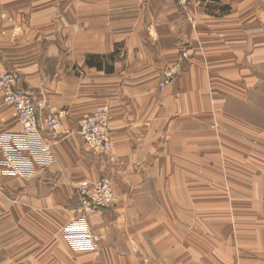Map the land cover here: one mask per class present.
Listing matches in <instances>:
<instances>
[{
    "label": "crops",
    "instance_id": "1",
    "mask_svg": "<svg viewBox=\"0 0 264 264\" xmlns=\"http://www.w3.org/2000/svg\"><path fill=\"white\" fill-rule=\"evenodd\" d=\"M0 68L40 119L64 111L50 159L0 169V264H264V0H0ZM99 104L105 156L77 133ZM20 129L0 99V135ZM103 176L115 201L89 217L98 248L74 251L76 185Z\"/></svg>",
    "mask_w": 264,
    "mask_h": 264
},
{
    "label": "built area",
    "instance_id": "2",
    "mask_svg": "<svg viewBox=\"0 0 264 264\" xmlns=\"http://www.w3.org/2000/svg\"><path fill=\"white\" fill-rule=\"evenodd\" d=\"M181 8H185L188 0H176ZM187 50L184 47L179 49L178 58L172 64L167 65L160 72L158 85L164 88L173 78L181 71L185 60ZM0 97L11 106L17 113L21 121V129L19 132H5L0 135V145L3 148L7 158L12 161L14 171H18L13 164V160L8 154V150L17 149L25 151L29 149V145L38 146L40 151L45 153L46 158L50 159V143L47 139L56 134L59 119L62 116L61 109L48 111L45 118L39 121L36 107L29 93L15 87V74L12 71H0ZM108 110L105 105H98L95 113L88 114L82 121L79 133L90 147L98 152H111V141L108 136L109 120ZM17 136V137H14ZM14 138H19L18 145H15ZM30 151V150H27ZM36 161V158L32 157ZM31 168L33 163L31 159L28 161ZM43 163V162H42ZM7 168H10L6 166ZM34 169H32L33 173ZM78 208L77 213L62 228V235L67 239L69 246L75 251H83V249H97L101 236L91 230L88 218L99 208L111 206L115 201V194L112 182L105 178L98 180H83L76 185ZM83 226L79 236L73 234L77 227ZM77 233V232H75ZM93 243L91 244V241Z\"/></svg>",
    "mask_w": 264,
    "mask_h": 264
},
{
    "label": "rangeland",
    "instance_id": "3",
    "mask_svg": "<svg viewBox=\"0 0 264 264\" xmlns=\"http://www.w3.org/2000/svg\"><path fill=\"white\" fill-rule=\"evenodd\" d=\"M99 105H104V104H99ZM19 141H22L20 139H17V138H14V142H15V145H18L19 144ZM32 144H33V141H32ZM31 145H29V149L27 150H30V151H27V152H24V151H18L17 149H10L8 150V154L10 156V158L13 160V164L16 166V168L18 169V171H14L15 174H19L21 176H28V175H31L32 173V169L28 163V161L30 159H32V157H34V159L36 158L37 161H42L43 160V157H42V154H41V151L39 149L38 146H34L32 149L31 148ZM184 158H191V159H195V157H192L191 154L189 153H186L184 154ZM261 169V166L257 167V175L259 173V170ZM173 170V169H172ZM177 171H180L181 173V176H182V171L183 172H188V174L191 173V170H177ZM197 172H199V170H196ZM34 172V171H33ZM78 208V204L77 206L75 207L74 211L72 212L73 213V216L77 213L76 209ZM101 209V208H99ZM98 209V210H99ZM95 213V212H94ZM72 216V217H73ZM72 217L70 219H72ZM69 219V220H70ZM68 220V221H69ZM88 221L90 222V218H88ZM65 225V224H64ZM81 228H83V226H79L76 228L75 232L77 233H73L75 234V236H79L80 234V231H81ZM61 235H62V231H61ZM62 238L64 239V241L70 245L67 241V239L65 240V238L63 237L62 235ZM98 248V247H97ZM74 250V249H73ZM75 251V250H74Z\"/></svg>",
    "mask_w": 264,
    "mask_h": 264
},
{
    "label": "bare ground",
    "instance_id": "4",
    "mask_svg": "<svg viewBox=\"0 0 264 264\" xmlns=\"http://www.w3.org/2000/svg\"><path fill=\"white\" fill-rule=\"evenodd\" d=\"M188 1H189V0H188ZM185 49L187 50V48H185ZM178 54H179V52H178ZM178 54H177L176 60H177V58H178ZM184 57H185V60H188V58H189L188 50H187V52H186V54H185ZM176 60H175V61H176ZM165 67H166V66H165ZM5 70L12 71V72L15 74V87H16L17 78H18L17 73H16L15 71L10 70V69H7V68H0V71H5ZM161 71H162V70H161ZM181 72H182V70H181L178 74H180ZM178 74H177V75H178ZM177 75H176V76H177ZM176 76H175V77H176ZM0 99H1V101H2L4 104L8 105L7 103H5V102L2 100L1 97H0ZM33 105H34V104H33ZM8 106H9V105H8ZM10 107H11V106H10ZM105 107H106L107 110H108V107H107L106 105H105ZM11 108H12V107H11ZM96 108H97V107H96ZM96 108H95V110H96ZM12 109H13V108H12ZM50 110L55 111V110H57V109H54V108H48V109H47V112H46V114L43 116V118L46 117V115L48 114V111H50ZM95 110H94L93 112H91L90 114L95 113ZM13 111H14V109H13ZM108 111H109V110H108ZM14 113H15V116L17 117V119L19 120V122H20V126H21V121H20V119H19L17 113H16L15 111H14ZM63 116H64V112H62V116L60 117V119H61ZM38 118H39V115H38ZM85 118H86V116L80 121V123H79V125H78V129H77V133H78V135H79L81 141L83 142V144H84L89 150H92L95 154H98V155H100V156H105V155H107L109 152H98V151H96L94 148L90 147L87 143H85L84 140L82 139V137H81V135H80V133H79V130H80L81 123H82V121H83ZM60 119H59V121H60ZM41 120H42V119L39 118V121H40V122H41ZM108 136H109V129H108ZM109 138H110V137H109ZM110 141H111V140H110ZM111 147H112V142H111ZM2 150H3V148H2ZM3 153H4V159H3L2 161H0V169H1V167H2V171L8 172V173H10V174H15L13 168H11V166H12V161H11L10 159H7V160H6L7 156H6L5 152H4V150H3ZM31 161H32V163L34 164L35 160L31 159ZM2 164H3V165H2ZM1 165H2V166H1ZM6 166H8V167H10V168H7ZM100 178H105V179L108 180L109 182H112V181H111V178H109L108 176L99 177L98 179H100ZM98 179H96V180H98ZM105 208H106V207H105Z\"/></svg>",
    "mask_w": 264,
    "mask_h": 264
},
{
    "label": "trees",
    "instance_id": "5",
    "mask_svg": "<svg viewBox=\"0 0 264 264\" xmlns=\"http://www.w3.org/2000/svg\"><path fill=\"white\" fill-rule=\"evenodd\" d=\"M88 64L89 65H92V66H95L97 69H102V63H101V60L100 58L96 57V60L94 58V60H89L88 61ZM105 70H109L108 68H105Z\"/></svg>",
    "mask_w": 264,
    "mask_h": 264
}]
</instances>
